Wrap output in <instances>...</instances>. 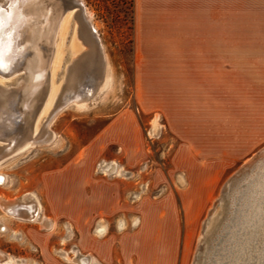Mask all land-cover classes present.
Listing matches in <instances>:
<instances>
[{"label":"rangeland","instance_id":"374dc122","mask_svg":"<svg viewBox=\"0 0 264 264\" xmlns=\"http://www.w3.org/2000/svg\"><path fill=\"white\" fill-rule=\"evenodd\" d=\"M84 3L102 40L103 79L86 104L72 102L57 114L50 126L54 133L50 141L32 144L2 161L0 172L7 175V180L0 184V195L18 199L32 192L51 213L44 193V177L68 163L81 161L86 155V146L114 117L132 114L141 126V149L140 156L125 168L135 173L141 199L156 198L167 191L175 193L177 213H156L149 217L151 232L143 233L142 251L136 253L131 264H201V261L203 264L215 242L219 248L232 234L231 216L238 213L242 202L240 198L233 201V196L238 189L246 187L247 179L262 168L261 163L264 167V0H216L222 49L247 53L250 79L248 89L239 91L243 94L238 100L241 104L235 107L223 103L221 122L215 123L213 144L202 145L199 152L191 154V168L183 170L173 169L178 139L159 114L143 112L136 98L135 0H84ZM68 10L71 19L57 35L52 88L39 107L40 120L54 103L67 68L70 65L72 70L80 69L84 56L81 52L87 49L78 37L79 22L71 16L70 11L75 8ZM6 66L0 55V70L4 71ZM13 80L0 74L1 83ZM10 108V103L0 107V130L12 129V122L5 125V121L9 122L6 115ZM156 123L161 125L159 133H155ZM207 137L203 142L207 143ZM99 151L102 156L95 161L96 168L104 161L127 164V156L115 144H102ZM180 195H185L187 200L182 202ZM145 215L136 213L135 217L143 220ZM135 217L121 213L118 218L126 220V230H130ZM23 220L9 215L0 205V223L4 226L0 229L1 251L23 258L24 264L69 263L61 250L70 251L78 243V233L71 227L69 218L57 221L44 249L29 237V231L36 226ZM214 256L213 260L222 253Z\"/></svg>","mask_w":264,"mask_h":264},{"label":"crops","instance_id":"0c3cea01","mask_svg":"<svg viewBox=\"0 0 264 264\" xmlns=\"http://www.w3.org/2000/svg\"><path fill=\"white\" fill-rule=\"evenodd\" d=\"M134 21L137 101L143 112L159 114L178 139L173 169H190V155L199 152L202 145L213 144L223 103L241 104L238 100L243 94L239 91L248 89L250 79L249 56L236 50L223 51L216 0H135ZM205 136H209L207 143L203 142ZM102 144L117 145L127 156V164L104 161L96 168ZM140 149L137 118L121 113L86 146L81 161L44 177V193L51 209L48 213L43 203L45 214L56 225L60 218H69L78 233L74 247L86 260L131 264L142 251L143 233L151 232L149 217L177 213L172 191L141 199L135 173L125 168L140 156ZM180 196L182 202L187 200ZM121 213L146 215L143 220L135 217L133 228L126 230V220L118 218ZM23 221L36 226L29 237L44 249L55 228L42 230L29 220Z\"/></svg>","mask_w":264,"mask_h":264},{"label":"bare ground","instance_id":"6f19581e","mask_svg":"<svg viewBox=\"0 0 264 264\" xmlns=\"http://www.w3.org/2000/svg\"><path fill=\"white\" fill-rule=\"evenodd\" d=\"M0 10V55L7 64L4 71L0 70V74L14 78L7 84L0 82V107L6 103L11 104L6 115L9 122L5 121V125L12 122V130L18 126L10 143L0 140L1 164L7 156L22 152L32 144L50 141L54 136L50 126L67 105L76 101L79 105L86 104L85 101L97 90L103 77L105 53L83 14L79 10L70 11L72 18L79 22L78 37L83 39L87 49L83 52L80 69L72 70L70 65L67 68V75L54 103L40 120L39 107L52 88L51 70L57 53V35L65 28L66 22H70L71 18L67 15L69 10L62 12L59 0H0ZM85 10L91 19L92 13L86 6ZM3 28H6L5 32ZM155 126V133H159L161 125L156 123ZM3 132L5 131L0 130V135ZM261 167L252 178L247 179L245 188L242 187L233 194V201L237 198L242 201L241 208L238 207L240 213L234 228L232 227V234L227 238L228 243L224 245L222 256H217L214 264H264L262 163ZM6 180L7 175L0 172V184ZM0 205L9 215L37 222L43 228L53 229L56 225L43 212L41 203L32 192L25 193L18 199L3 198L0 195ZM2 228L4 226L0 223V229ZM61 255L69 263L97 264L98 261L95 258L86 260L84 253L77 247L70 251L61 250ZM0 264H24V259L14 258L0 250Z\"/></svg>","mask_w":264,"mask_h":264},{"label":"water","instance_id":"95a60500","mask_svg":"<svg viewBox=\"0 0 264 264\" xmlns=\"http://www.w3.org/2000/svg\"><path fill=\"white\" fill-rule=\"evenodd\" d=\"M59 1L61 3L62 12H66L67 9H69V7H71V8L75 7V11L79 10L83 14L84 18H86V20L88 21V24H89L91 32L96 36V38L98 39V41H99V43H100V45L102 47V44H101L102 40L100 38V35H99L97 29L94 27V24L92 23L91 19L89 18L88 14H87V12L85 10V4L83 3V1L82 0H59ZM71 28H73V26H71ZM83 51L81 52V54L83 53ZM81 54H79V55H81ZM17 124H19V120L18 119H17ZM17 127L18 126H16L15 129H13V130L9 129V130L3 132V134L0 135V140L6 141L5 143H8V142L10 143L12 137L15 136L14 134L17 131L16 129H18ZM13 145H15V142L13 143ZM240 208L238 210V213H240ZM233 210L234 209H232V211ZM232 211H231V213H232ZM238 213H233L232 214L231 221H230V222H232L231 223V227H232L233 224H235L236 219H237V217L239 215ZM232 219H234V221H232ZM227 238L224 240L222 246H220L219 248L215 247L216 244H217L215 242V246L211 248L210 252H208V254H207V259H205L207 262L204 260L203 264H214V260H213L214 257H215L214 255L217 254V253H219V254L222 253V250L224 249V244L226 243ZM212 253H214V255ZM201 264H202V261H201Z\"/></svg>","mask_w":264,"mask_h":264},{"label":"snow or ice","instance_id":"6c2138e0","mask_svg":"<svg viewBox=\"0 0 264 264\" xmlns=\"http://www.w3.org/2000/svg\"><path fill=\"white\" fill-rule=\"evenodd\" d=\"M0 11H2V10H0Z\"/></svg>","mask_w":264,"mask_h":264}]
</instances>
